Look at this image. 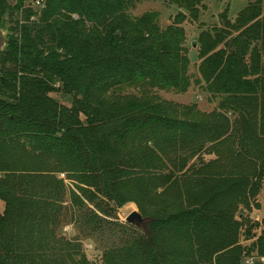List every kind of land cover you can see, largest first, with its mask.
Listing matches in <instances>:
<instances>
[{
	"label": "trees",
	"instance_id": "16d2710c",
	"mask_svg": "<svg viewBox=\"0 0 264 264\" xmlns=\"http://www.w3.org/2000/svg\"><path fill=\"white\" fill-rule=\"evenodd\" d=\"M139 1L46 0L35 13L21 0L14 7L0 0V29L7 15L18 13L24 20L15 21L0 53V200L5 204L0 264H86L77 246L54 232L41 236L47 212H56L63 195L55 190L52 173L57 172L85 185L79 189L83 197L108 216L111 209L97 195L120 209L134 200L133 193L151 196L155 185L194 184L181 209L156 210L159 217L141 211L146 221L138 228L126 226L131 230L122 246L104 255L102 264H243V255L264 256V232L256 237L251 226L235 219L240 208L260 209L256 196L264 180V0H249L234 20L222 13L221 26L202 32L197 41L207 91L238 116L241 146L257 152L252 172L232 175L213 164L193 172L186 166L193 154L175 173L163 174L160 155L178 154L213 133L204 124L164 119L161 106L121 101L116 93L120 87L184 93L189 86L184 32L178 27L185 15L162 30L155 13L128 15ZM169 1L192 21L205 10V0ZM33 16L37 20L31 22ZM55 84L72 97L70 107L51 97ZM29 212L31 240L22 236ZM86 222L97 228L108 223L94 213ZM250 239L255 240L251 247L241 245Z\"/></svg>",
	"mask_w": 264,
	"mask_h": 264
},
{
	"label": "rangeland",
	"instance_id": "374dc122",
	"mask_svg": "<svg viewBox=\"0 0 264 264\" xmlns=\"http://www.w3.org/2000/svg\"><path fill=\"white\" fill-rule=\"evenodd\" d=\"M35 1L21 0V3L23 8L29 7L35 13H39L41 8L36 7ZM248 3L249 0H205V10H200L197 21L190 20L186 11L172 5L169 0H140L133 8L128 10V15L134 18L147 13H155L157 15V24L162 30L174 25L178 14L185 15V21L178 27L182 28L184 32L183 47L189 59L187 72L189 86L184 93L161 87H120L116 89V93L120 94V100L123 101L130 98L139 102L159 105L164 110V119L175 122L184 121L191 125L204 124L205 128L211 130L212 135L216 136L219 133L221 135L219 138H215L212 135L201 137L199 143L194 142L187 146L189 147L188 149L182 150L178 154H174V151L170 152L168 157L159 154L161 158L163 157V174L175 173V169L182 166L185 162L184 159H187L190 154H193L194 157L189 159L186 166L187 168L191 167L195 173L199 169L205 168L207 164H213L223 173L231 175L238 173L247 174L252 172L255 166L258 165L257 152L250 146L242 147L238 140V116L221 107L222 97L213 96L207 91L198 70L200 61L198 59L199 44L197 41L200 34L212 31L213 28H219L221 26L219 17L224 12H227V17L230 20H234ZM74 19H77V16ZM36 20L37 16L30 18L31 22ZM15 21L24 22L18 13L13 14L11 18L10 15L4 18V28L2 30L5 33L7 42L8 36L12 34L10 29L14 27ZM54 87L57 90L50 94L51 97L59 104L70 107L72 97L62 93L58 84H55ZM221 115L226 116L228 123ZM226 124H228L229 128L223 134L221 127L224 126L226 128ZM229 131L232 132L229 133ZM233 132H235V135H232ZM174 165L176 168H174ZM52 175L57 179L56 192L58 195L62 193L63 195L56 202V212L54 213L50 210L47 212L48 219L46 223L48 226L47 228H41V236L45 237V232L46 235L48 232H54L58 239H64L69 245L77 246L79 253L84 255L86 264H102L104 255H109L110 251L115 250L114 248L122 246L124 234L131 230L126 226L138 228L136 225H130L126 222V218L131 212L136 211L145 219V217H148L145 215L146 213L155 217L161 216L156 210L164 212L165 209L174 212L176 209H181L182 205H187L184 193L188 192L194 185L193 183H184L179 186L172 185L166 188L155 185L151 196L146 194L134 195L133 193L130 197L134 200L126 203L120 209H116L113 203H108L105 198L97 195L111 209L108 216L98 211L94 205L83 197L79 189L80 187L87 188L85 185L69 178L66 172L52 173ZM59 181L62 185L57 184ZM189 181L191 182L190 179ZM256 201L260 205L259 210L240 208L235 214V219L243 221L245 226H251L253 235L258 237L264 232L262 227V221L264 220V180L259 183ZM81 202L84 203L85 207L79 206ZM4 208L5 204L0 200V215L3 214ZM41 209L37 214L36 228L38 231L40 230L38 225L41 224V216L45 213V209ZM145 209L147 212L144 214L141 211ZM92 213L104 218L108 223L100 225L99 228L88 224L86 218L91 216ZM29 214V221L23 220L24 230L22 236L31 240L35 230L31 228L33 226V216L31 212ZM254 242V239L241 240V245L249 248ZM46 243L51 246L50 237H48ZM57 246L59 247V243L55 244V247ZM76 259L78 260L79 257H76ZM242 263L264 264V256L251 252L249 256L243 255Z\"/></svg>",
	"mask_w": 264,
	"mask_h": 264
},
{
	"label": "water",
	"instance_id": "95a60500",
	"mask_svg": "<svg viewBox=\"0 0 264 264\" xmlns=\"http://www.w3.org/2000/svg\"><path fill=\"white\" fill-rule=\"evenodd\" d=\"M6 2L10 7H14L17 4L18 0H6ZM6 45L7 38L5 36L4 31L0 29V53L5 50ZM126 222L130 225L140 226L144 222V219L139 213L133 211L126 218Z\"/></svg>",
	"mask_w": 264,
	"mask_h": 264
},
{
	"label": "built area",
	"instance_id": "2783aa9c",
	"mask_svg": "<svg viewBox=\"0 0 264 264\" xmlns=\"http://www.w3.org/2000/svg\"><path fill=\"white\" fill-rule=\"evenodd\" d=\"M35 5H36V7L42 9V7L44 6V0H36Z\"/></svg>",
	"mask_w": 264,
	"mask_h": 264
}]
</instances>
